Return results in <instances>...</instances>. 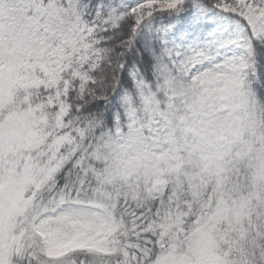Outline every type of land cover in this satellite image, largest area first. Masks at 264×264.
Segmentation results:
<instances>
[{
	"label": "snow or ice",
	"instance_id": "6c2138e0",
	"mask_svg": "<svg viewBox=\"0 0 264 264\" xmlns=\"http://www.w3.org/2000/svg\"><path fill=\"white\" fill-rule=\"evenodd\" d=\"M0 264H264V0H0Z\"/></svg>",
	"mask_w": 264,
	"mask_h": 264
}]
</instances>
